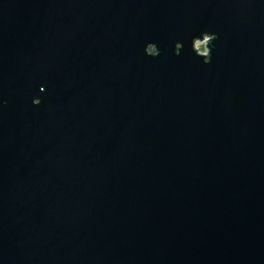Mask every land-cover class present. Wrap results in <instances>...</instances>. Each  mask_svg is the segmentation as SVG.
<instances>
[{
    "label": "water",
    "instance_id": "water-1",
    "mask_svg": "<svg viewBox=\"0 0 264 264\" xmlns=\"http://www.w3.org/2000/svg\"><path fill=\"white\" fill-rule=\"evenodd\" d=\"M0 264H264V0H0Z\"/></svg>",
    "mask_w": 264,
    "mask_h": 264
},
{
    "label": "clouds",
    "instance_id": "clouds-1",
    "mask_svg": "<svg viewBox=\"0 0 264 264\" xmlns=\"http://www.w3.org/2000/svg\"><path fill=\"white\" fill-rule=\"evenodd\" d=\"M200 36L193 38L192 48L195 54L201 58H203V62L205 64H210L212 61V43L218 38L216 33L205 31ZM176 54L180 55L181 50L183 49V43L178 42L175 45ZM145 52L147 55L152 57H158L160 55V51L158 46L155 43H148L145 48ZM41 91H44V88H41ZM33 103L36 106H39L42 103L40 98H35Z\"/></svg>",
    "mask_w": 264,
    "mask_h": 264
}]
</instances>
